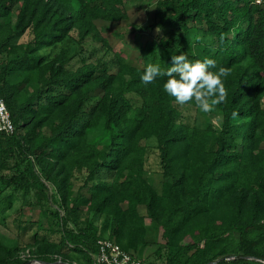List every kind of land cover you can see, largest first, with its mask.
<instances>
[{
	"label": "trees",
	"instance_id": "obj_1",
	"mask_svg": "<svg viewBox=\"0 0 264 264\" xmlns=\"http://www.w3.org/2000/svg\"><path fill=\"white\" fill-rule=\"evenodd\" d=\"M127 1L0 0V93L16 127L0 131V203L19 192L48 225L27 222L38 225L28 242L0 233V264H35L26 247L47 264H94L107 236L97 216L144 264L149 243L163 264H264V0H156L153 21L133 27L149 34L139 60L108 58L99 22L128 19ZM73 31L82 52L67 44ZM181 52L230 69L212 109L220 127L192 120L168 77L142 83L148 64L166 70Z\"/></svg>",
	"mask_w": 264,
	"mask_h": 264
},
{
	"label": "rangeland",
	"instance_id": "obj_2",
	"mask_svg": "<svg viewBox=\"0 0 264 264\" xmlns=\"http://www.w3.org/2000/svg\"><path fill=\"white\" fill-rule=\"evenodd\" d=\"M127 9L129 13V18L123 20L121 22H108V21H100L99 29L109 40L113 50L109 52L108 58L112 57L115 50H122L124 53H127L131 58H135L139 60L141 57V45L144 43L148 37V32L143 31H135L133 30L134 25H144L153 21L154 13L156 10V0H128L127 1ZM28 35H24L23 39H25ZM94 41L85 42L84 49L90 51L93 47L92 43ZM69 46L73 48L74 51H81L82 43L79 42V38L76 31H73L69 37L67 42ZM83 44V45H84ZM102 43H98V47H101L100 54H103L104 47L101 46ZM87 55V56H86ZM84 55L83 58H88L89 53ZM82 63L81 58H76L74 60V64L80 65ZM138 101V96H135ZM185 113L192 119L195 120L202 126H205L208 122H214L217 127L221 126L222 116L220 112H203L200 108L184 105ZM147 166L153 170L152 176L155 180L159 182L161 178L160 173V163L158 153L154 150L149 151ZM11 192V188H8L5 191V194H9ZM13 201L11 205L6 204L4 202L0 203V233L3 238L8 241H16L18 237L22 236L25 241H32L34 239V233L37 230L38 225L35 223L27 224V222H34L37 220H41L46 226L47 218L42 215V208L40 205H30L23 204L22 194L19 192H13ZM96 225L101 230L102 235L109 234V223H107V218L105 216H97L94 218ZM148 225L150 226V234L149 241L153 242L156 240L157 224L152 219L147 220ZM23 225H27V229L24 230ZM45 230H41V233H44ZM156 249V245L153 243H149L143 252V258L152 264H163V261L156 257L154 250ZM21 255L23 258H31L34 254L31 251L30 247H26L22 250ZM33 260V257L31 258ZM74 263V262H72ZM71 263V264H72ZM75 264V263H74Z\"/></svg>",
	"mask_w": 264,
	"mask_h": 264
},
{
	"label": "clouds",
	"instance_id": "obj_3",
	"mask_svg": "<svg viewBox=\"0 0 264 264\" xmlns=\"http://www.w3.org/2000/svg\"><path fill=\"white\" fill-rule=\"evenodd\" d=\"M160 31L159 28L156 29ZM223 40V36H221ZM216 68V61L205 57L202 61L189 60L186 53L172 55L171 66L162 70L159 65L148 64L140 77L142 83L150 84L158 77H168L163 85L164 91L175 98L179 105L195 99L197 106L205 113L211 112L213 106L226 102L227 90L222 78L230 74V69L220 67L217 72L209 69ZM238 116L232 113V118Z\"/></svg>",
	"mask_w": 264,
	"mask_h": 264
},
{
	"label": "built area",
	"instance_id": "obj_4",
	"mask_svg": "<svg viewBox=\"0 0 264 264\" xmlns=\"http://www.w3.org/2000/svg\"><path fill=\"white\" fill-rule=\"evenodd\" d=\"M15 129L16 127L10 110L0 93V131L12 134ZM97 245L98 250L94 255V264H144L140 257L134 255L129 250L121 246V244L107 236L100 237L97 241ZM32 257L33 260L31 261L35 264H47L37 259L35 256ZM61 261L62 259L59 257L58 261L53 264H61ZM66 263L71 264L69 262Z\"/></svg>",
	"mask_w": 264,
	"mask_h": 264
}]
</instances>
